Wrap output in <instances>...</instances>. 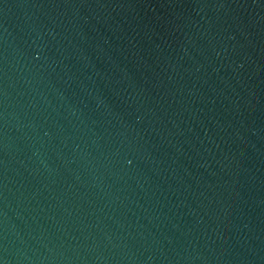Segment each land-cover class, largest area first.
Listing matches in <instances>:
<instances>
[{
  "label": "water",
  "instance_id": "water-1",
  "mask_svg": "<svg viewBox=\"0 0 264 264\" xmlns=\"http://www.w3.org/2000/svg\"><path fill=\"white\" fill-rule=\"evenodd\" d=\"M0 264H264V0H0Z\"/></svg>",
  "mask_w": 264,
  "mask_h": 264
}]
</instances>
